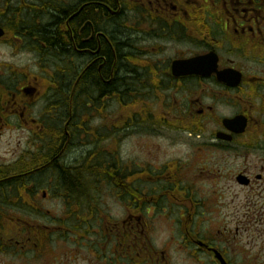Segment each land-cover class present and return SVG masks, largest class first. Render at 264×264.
I'll use <instances>...</instances> for the list:
<instances>
[{"label":"flooded vegetation","instance_id":"flooded-vegetation-1","mask_svg":"<svg viewBox=\"0 0 264 264\" xmlns=\"http://www.w3.org/2000/svg\"><path fill=\"white\" fill-rule=\"evenodd\" d=\"M89 6L104 16L86 15ZM56 38L68 45V55ZM172 45L178 49L165 54ZM69 51L80 59L69 60ZM21 60L32 66L15 63ZM86 75H94L102 88L98 93L109 96L93 101L99 122L91 145L82 143L73 151L70 140L82 123L72 115L47 117L51 110L88 105L85 95L96 88L87 89ZM120 76L126 84H117ZM132 93L160 96V129H177L192 146L188 162L157 168L160 184L151 189L157 196L143 190L148 167L131 161L127 153L125 162L119 157L121 137L98 135L102 122L113 129L121 122L102 115V106L115 109L118 94ZM125 101L120 100L123 106ZM120 116L114 118H124ZM54 121L63 131L53 137L50 130L46 138L30 142L32 149L14 159L21 166L13 175L63 174L64 163L73 160L66 159L70 152L79 154L77 169L84 171L90 155L88 171L96 175L95 185L103 179L99 186L116 189L127 208L106 238L113 264L116 254L123 264H264V232L258 227L264 222V0H0V135L9 124L41 128ZM123 128L122 137L129 136L131 125L126 122ZM3 181L0 177V191ZM29 181L36 194L34 180ZM77 184L75 199L69 200V193L62 203L86 207L88 213L91 205L94 214L96 194L86 193L84 182ZM95 185L93 192L100 189ZM140 193L146 203H182L177 224L189 226L170 245L174 253L168 243L150 247L148 221L133 204ZM213 203H243L235 220L256 231L214 227L219 218ZM205 216L199 230L194 222ZM2 217L0 210V236Z\"/></svg>","mask_w":264,"mask_h":264},{"label":"rangeland","instance_id":"rangeland-1","mask_svg":"<svg viewBox=\"0 0 264 264\" xmlns=\"http://www.w3.org/2000/svg\"><path fill=\"white\" fill-rule=\"evenodd\" d=\"M180 47H182L181 44ZM165 49V54L170 55L178 48L177 45H172ZM15 63L20 65L28 63L32 66L31 62L25 60L16 61ZM25 68H28V66L26 65ZM123 99H126L125 106L120 102ZM112 108L105 103L102 106V115H111V121H121V124L118 123L119 128L113 129L108 126L109 123L104 121L98 125V135L100 138L104 136L106 139L111 136L112 140L116 136L117 138L121 137L120 145L116 146V149L120 152L119 157L125 162V153H127L131 156V161L144 163L148 167L147 174L143 175V183L147 185V188H143V190L145 195H147L145 189H148L151 195L157 196L156 191L151 190L160 184V170L157 168H160L161 164L171 165L175 162L182 164L188 162L187 158L192 151L188 138L177 129H160V96L158 95L139 96L133 93L129 96L123 95L117 100L115 109ZM39 111L35 110L33 112H35V115H40ZM64 113L67 116L72 115L74 120H79L82 125H86V128L82 126V130L76 127L79 132L77 139L82 141L83 146L93 141V133L95 134L99 122L97 121L99 118L96 117L98 112L95 104L88 103L81 109L75 107L74 110L69 109L68 112L51 110L48 116L49 119L57 120ZM116 113L119 117L123 113L124 118H116V120L114 118ZM165 114L164 111H161V115L166 122L170 117L165 116ZM155 120H158V122L152 124ZM142 121L148 123L145 124ZM126 122L131 125V134L122 137L121 131L125 129L123 127ZM168 126L174 127L173 125ZM52 127H56V123ZM34 128L36 127L30 128L9 124L8 128L0 135V163H4L5 168H11L16 164L14 159L30 149V142L35 141L40 136L46 138L49 133L48 128L41 127L36 129V135ZM62 128L63 126L59 129L57 127L52 128V131L60 130L62 132ZM38 140L41 141L40 138ZM100 147L103 151L107 150L108 141L106 140V145L103 143ZM86 148L88 147L86 146ZM78 156V153L70 152L66 154V159L74 160ZM60 177L63 182L62 185L59 182V175H45V173L38 174L35 177L26 175L18 183L17 181L14 182L13 179V183L11 182L9 188L2 189L0 210L4 217L5 230L0 236V264H113V250L111 251L109 244H105L108 242L106 238L108 232L113 235L116 222H119L127 211L124 203L119 200L118 191L116 189L109 190L107 186L104 188L99 186V184H104L103 179L95 185L91 176L83 175L82 184L83 182L85 184L82 187L85 188L86 193L89 190L90 194H96V197H93L97 202V204L95 203L97 207L96 212L93 214L95 218L92 219L91 216H83L80 213L79 206L76 208L73 207V204L66 205V203H62L63 197H66L69 193L71 196L68 199H75L76 195H72L75 194L74 189L76 188L65 180L63 174L60 173ZM30 178L36 184L34 185L36 186V194L35 191L31 194ZM94 185L96 189L98 186L100 189L93 192L92 187ZM43 190H47L44 199L42 197ZM134 200V204L140 208L142 213L137 211V214L144 216L148 221L150 247L164 248L162 245L168 243L167 247L171 248L170 252L174 253L170 245L180 238V234L184 231L182 228L189 226L188 224H183V226L177 224L180 215L179 207L182 206V203H160L159 208V203H146L141 193ZM75 202L77 203V201ZM213 204H215L214 210L219 218L214 227L221 229L220 226H230L233 230L235 226H238L239 232L246 229L247 231H256L253 225L245 224V222L239 224L237 223L238 220H235V211L243 203ZM68 211H72L77 216L74 217L73 214L70 217L67 214ZM191 215L193 214L191 213ZM206 218V216L200 219L197 218L194 226L200 230L206 224L204 222ZM260 224L258 226L259 231L264 232V222ZM46 227L48 230H46ZM37 228H41V231L38 232L36 238V236L31 235V232ZM245 241L247 240L245 239ZM111 245L113 247V242ZM99 247L103 249L100 250V253H97L96 250ZM114 257L117 264L124 263L119 255L116 254Z\"/></svg>","mask_w":264,"mask_h":264},{"label":"bare ground","instance_id":"bare-ground-1","mask_svg":"<svg viewBox=\"0 0 264 264\" xmlns=\"http://www.w3.org/2000/svg\"><path fill=\"white\" fill-rule=\"evenodd\" d=\"M85 12H86V15L87 14H92V13H97L98 15H100L101 18L104 16L101 9L93 8L92 6L87 7ZM100 23H101V20H100ZM111 30L113 31L114 27ZM125 40L126 41L128 40V38L126 36H125ZM56 42H57L58 47L60 48V51H64L66 53V48L68 47V45L63 43L62 40H58V38H56ZM126 46H127L126 47L127 49L130 48V46L128 44H126ZM68 53H69V56H70V57H68L69 60L72 59L71 57H73L75 60H79L80 59V56H78L77 53H72L71 51H69ZM93 76L94 75H86V78H85V81H84V84L87 86V89H90V88L91 89H95L96 88L95 90H92L91 92H87V94L85 95V97H86L85 103L86 104H88V103L95 104L93 101H100L102 98H105V97L109 96V93H98V91H102V88H101L99 82L96 80V78H93ZM125 79H126V77L120 76L117 79V84L119 82H121L122 84H126L125 83ZM119 87L120 86L118 85V88ZM120 96L123 97V95H119L118 94L117 95V100L120 99ZM88 100H89V102H88ZM80 102H81V98L77 97V104H79ZM78 107L80 109L82 108L81 105H79ZM73 134H74V137H76V138H74L73 140H70V142L73 144L72 145V150L73 151H77L78 145L82 146V142L77 140V135H78L77 130H75L73 132ZM86 146L88 147V145H86ZM91 159H92V157L90 155L88 157H85V159H84V168H85L84 171H79L77 169L80 166V161H79V163L76 162L77 157H75V159L72 160V161L65 162L64 166H65L66 170H65V172H63L65 180L67 179L68 181H70V179H72L74 181L79 182V181H82L83 175L91 176V178L94 179L96 177V175L95 174H90L89 171H88V168L92 167V160ZM59 177H60V175H59Z\"/></svg>","mask_w":264,"mask_h":264},{"label":"trees","instance_id":"trees-1","mask_svg":"<svg viewBox=\"0 0 264 264\" xmlns=\"http://www.w3.org/2000/svg\"><path fill=\"white\" fill-rule=\"evenodd\" d=\"M51 129V128H50ZM52 130V129H51ZM26 164H28V162L26 163ZM15 173H17V171H14V170H9L8 168H4V172H2L1 174H0V177H4V183H3V185H5V186H3L2 187V189L3 188H7L8 186H9V184H11V182L13 183V181H12V179H15V181L14 182H16L17 181V179H20V180H22L23 178H25L26 176H18V177H16V175H13V174H15ZM60 179H59V182L61 183L62 181H61V177H59ZM67 180V179H66ZM68 181V180H67ZM70 184L74 187V188H76V187H78V184H77V181H74V180H72V179H70ZM1 193H2V190L0 191V198H1Z\"/></svg>","mask_w":264,"mask_h":264}]
</instances>
